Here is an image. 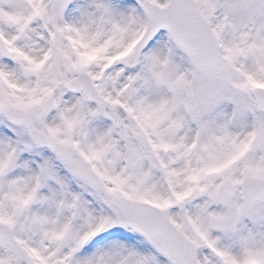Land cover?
<instances>
[{"label":"snow or ice","instance_id":"obj_1","mask_svg":"<svg viewBox=\"0 0 264 264\" xmlns=\"http://www.w3.org/2000/svg\"><path fill=\"white\" fill-rule=\"evenodd\" d=\"M0 264H264V0H0Z\"/></svg>","mask_w":264,"mask_h":264}]
</instances>
